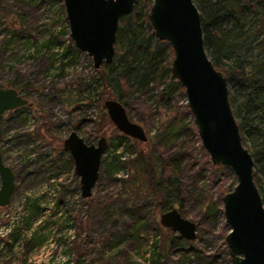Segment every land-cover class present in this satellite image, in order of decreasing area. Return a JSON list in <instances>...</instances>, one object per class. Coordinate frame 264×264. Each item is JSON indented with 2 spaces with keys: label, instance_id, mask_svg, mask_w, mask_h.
I'll return each mask as SVG.
<instances>
[{
  "label": "rangeland",
  "instance_id": "rangeland-1",
  "mask_svg": "<svg viewBox=\"0 0 264 264\" xmlns=\"http://www.w3.org/2000/svg\"><path fill=\"white\" fill-rule=\"evenodd\" d=\"M255 4L254 9L246 10L249 16L263 7L262 0ZM250 24L257 25L256 17ZM68 48L76 49L69 37L63 0H0V86L26 94L30 102L6 111L0 121L3 160L16 176L10 203L21 206L13 229L22 240L17 245L24 247L39 239L25 251H11L14 264H231L224 240L229 231L222 204L226 192L221 193L215 184L233 187L236 176L227 165L211 164L192 115L184 113L185 94L171 98L172 111L160 104L159 86L128 96L126 112L143 127L147 140L127 137L116 129L103 107L106 98L118 99L115 93L90 105H69L62 96L61 91L71 84L92 81L97 75L91 57L84 52L78 50L76 60L69 63L71 54L63 55ZM248 60H253L252 55ZM173 117L177 118L174 128L182 129L164 143L159 134ZM71 130L88 143H96L100 137L107 142L89 198L81 197L73 162H66L70 155L63 140ZM118 136H125L121 145L116 144ZM160 153L178 154L185 167L181 206L174 207L196 223L193 241L161 226L159 219L165 210L156 208L159 199L134 173L137 160L151 162ZM197 171L200 175L192 176ZM24 196L33 200L25 210ZM211 203L216 205L214 216L207 214ZM11 211L6 208L3 213ZM12 218L6 220L0 212L3 223L12 224ZM135 221L148 227L137 223L136 228ZM130 227L131 233L123 236ZM9 234L4 237L5 246L12 239ZM54 240L63 242L62 249ZM110 243L115 244L111 247ZM5 249L0 250V264H11L8 253L3 254ZM156 252L160 253L157 263L153 259ZM196 253L204 258L196 259Z\"/></svg>",
  "mask_w": 264,
  "mask_h": 264
},
{
  "label": "water",
  "instance_id": "water-1",
  "mask_svg": "<svg viewBox=\"0 0 264 264\" xmlns=\"http://www.w3.org/2000/svg\"><path fill=\"white\" fill-rule=\"evenodd\" d=\"M136 0H63L74 46L91 57L93 67L111 63L119 18L133 12ZM148 21L155 37L167 41L173 52L171 74L184 88L187 107L201 145L213 166L227 165L235 176L233 188L222 197L229 231L225 236L231 264H264V202L254 181V160L242 143L234 116L226 77L215 68L203 42L200 12L193 0H152ZM29 104L14 88L0 86V121L6 111ZM111 122L127 137L146 141L141 125L132 121L117 99L103 102ZM0 127V141H1ZM79 177L80 195H92L107 148L104 137L88 143L76 130L63 140ZM15 173L0 149V206H7L15 190ZM161 226L189 241L196 239L197 225L177 207L160 215Z\"/></svg>",
  "mask_w": 264,
  "mask_h": 264
},
{
  "label": "trees",
  "instance_id": "trees-1",
  "mask_svg": "<svg viewBox=\"0 0 264 264\" xmlns=\"http://www.w3.org/2000/svg\"><path fill=\"white\" fill-rule=\"evenodd\" d=\"M193 1L200 12L206 52L215 68L226 77L229 101L239 125L242 143L248 148L254 160L253 177L264 202V0L263 7L257 10L254 16H249L247 12L254 9L256 0ZM151 4L152 0H136L133 12L119 18L112 62L103 63L95 69L96 79L79 80L62 90L61 94L68 99L69 105L99 103L103 96L107 97L113 92L126 108L128 96L142 95L159 86L160 104L168 111H172L171 98L183 94L184 88L171 74L173 52L170 44L155 37L148 21ZM254 17L257 19V25L250 24ZM10 42L11 40H8L6 43ZM68 53L71 54L69 63L76 60L77 54H80L77 48L65 49L63 55ZM250 55L253 60H248ZM250 63L251 66L247 68ZM64 65L62 62L61 68H64ZM27 85L24 88L27 89ZM100 86H103L101 90ZM184 113L191 114L187 105ZM176 119L173 117L159 134L160 140L164 143L176 137L178 131L182 129L174 128L173 121ZM124 138L125 136H118L116 144L121 145ZM66 162L72 165L71 156H68ZM61 164L66 165L63 161ZM133 167L135 175L140 177L142 186L151 190L152 195L159 199L157 209L166 211L175 204L181 206L185 167L181 164L178 154L160 153L156 160L151 162L141 158ZM194 175L200 173L197 171L192 174ZM215 185L221 193L233 188ZM23 198L25 210L27 206L32 205L33 200L28 196ZM216 212V205L211 203L207 214L214 216ZM181 214L184 216L185 213ZM137 223L143 228L148 227L147 223L136 222V228ZM131 227L123 236L131 233ZM157 228L160 226L157 225ZM12 231L10 232L12 239H9L6 249L3 250V254L8 253L9 262L14 258V253L11 252L14 245L22 241L19 231L16 228ZM38 241L39 239H36L32 244H25L23 250L37 244ZM114 244L110 243L111 247ZM67 254L69 255V252ZM196 256V259L204 258L199 253H196ZM159 258L160 253L156 252L154 262L157 263Z\"/></svg>",
  "mask_w": 264,
  "mask_h": 264
},
{
  "label": "built area",
  "instance_id": "built-area-1",
  "mask_svg": "<svg viewBox=\"0 0 264 264\" xmlns=\"http://www.w3.org/2000/svg\"><path fill=\"white\" fill-rule=\"evenodd\" d=\"M20 207L21 206H19V202H17V204L16 203L11 204L10 201L7 204V206H5V207H1L0 206L1 217L5 216L6 220L9 217H11V218L13 217L12 218L13 219L12 224L11 223H5V222L3 223L0 220V250L5 249V247H6L5 246V241H4L5 238L4 237L7 234H9L12 231L13 227L15 226V224H16V222L14 221L16 219L15 213L18 211L17 209H19ZM6 208H12V211L10 212V214H9V212L3 213L4 209H6ZM71 232H72V230H70L69 234ZM53 242L56 243V247L57 248L62 249V245H64V244H63V242L61 240H54ZM21 250H23V245L22 244L21 245L15 244L12 251L15 252V253H19ZM66 256H67V259L71 258L70 255H68V254H66ZM13 260H14V258H13ZM13 260L11 261V264H14Z\"/></svg>",
  "mask_w": 264,
  "mask_h": 264
}]
</instances>
